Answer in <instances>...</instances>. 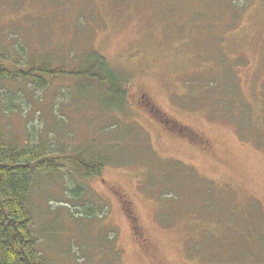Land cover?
Returning a JSON list of instances; mask_svg holds the SVG:
<instances>
[{"label": "rangeland", "instance_id": "rangeland-1", "mask_svg": "<svg viewBox=\"0 0 264 264\" xmlns=\"http://www.w3.org/2000/svg\"><path fill=\"white\" fill-rule=\"evenodd\" d=\"M0 38L100 54L128 88L123 111L70 79L0 105L11 138L111 157L96 218L60 177L35 190L51 264H264V0H0Z\"/></svg>", "mask_w": 264, "mask_h": 264}, {"label": "trees", "instance_id": "trees-1", "mask_svg": "<svg viewBox=\"0 0 264 264\" xmlns=\"http://www.w3.org/2000/svg\"><path fill=\"white\" fill-rule=\"evenodd\" d=\"M60 56L39 54L0 38V105L15 111L27 101L28 90L44 92L53 82L70 79L77 87H101L98 91L108 100V111L124 110L128 88L104 57L90 52L68 63ZM35 133L32 130L29 137ZM39 139L23 143L8 136L0 125V264H51L44 241L57 234L45 227L38 229L35 217L34 192L44 182L50 185L60 177L72 202L87 199L76 214L82 219L96 218L101 210L95 199L88 198L84 180L102 173L112 162L109 154Z\"/></svg>", "mask_w": 264, "mask_h": 264}]
</instances>
